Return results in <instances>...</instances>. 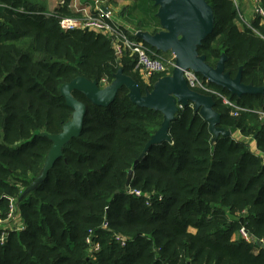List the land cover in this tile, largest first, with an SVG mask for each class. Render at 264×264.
<instances>
[{"label":"trees","instance_id":"trees-1","mask_svg":"<svg viewBox=\"0 0 264 264\" xmlns=\"http://www.w3.org/2000/svg\"><path fill=\"white\" fill-rule=\"evenodd\" d=\"M135 1L123 8V18L129 17L135 31L159 33L155 0ZM206 1L215 26L199 55L214 68L226 56L225 73L236 78L242 69L244 85L264 88L260 19L241 23L233 0ZM48 2L0 0V221L16 200L15 225L25 228L9 231L0 264H264V121L257 114L234 117L219 97L202 89L194 91L213 97L219 127L231 136L215 140L190 104L171 124V142L152 146L143 159L162 126L160 112L133 104L126 87L109 107L95 106L74 91L87 107L82 134L19 201L41 175L52 148L44 134L61 133L72 119L61 95L65 84L85 78L111 85L122 69L145 96L167 76L146 82L135 59H118L106 37L63 32L60 19L75 17L68 8L72 0L53 13ZM197 76L240 107L264 111V92L239 98ZM235 134L253 138L260 155ZM130 171L129 189L142 192V198L128 193ZM89 237L99 243L98 253H90Z\"/></svg>","mask_w":264,"mask_h":264},{"label":"water","instance_id":"water-1","mask_svg":"<svg viewBox=\"0 0 264 264\" xmlns=\"http://www.w3.org/2000/svg\"><path fill=\"white\" fill-rule=\"evenodd\" d=\"M155 6L158 7L156 16L162 30L157 34L139 31L136 36L157 52L170 53L176 58V67L172 74L160 78L153 90L146 92L145 96L142 95L136 81L125 75L122 69H119L115 75L113 83L104 88L100 87L97 82L85 78H77L65 84L61 88V95L73 110L72 119L64 125L61 133L44 134L52 141V148L47 155L41 175L21 195L19 201L46 178L56 161L62 157L63 148L82 134L87 107L75 99L74 91L84 94L95 106L109 107L115 101L119 91L126 87L133 104L163 115L162 126L147 144L141 159L152 146L171 142L169 134L171 124L176 120L180 109L190 104L209 123L215 140L220 136H231L230 131L219 127L221 115L215 110L216 103L213 97L192 90L184 76L185 71L191 70L239 98L243 95H257L264 92V88L246 86L242 83V69L236 78L225 73L226 56H222L214 68L206 62V56L199 55V47L213 33L215 26L213 9L206 0H155ZM133 176L134 172L130 171L126 183L127 189L130 188Z\"/></svg>","mask_w":264,"mask_h":264},{"label":"built area","instance_id":"built-area-1","mask_svg":"<svg viewBox=\"0 0 264 264\" xmlns=\"http://www.w3.org/2000/svg\"><path fill=\"white\" fill-rule=\"evenodd\" d=\"M238 8L237 0H233ZM254 3V13L261 23L264 24V7L261 0H251ZM58 6L65 7L66 0H60ZM75 14V17H63L60 19V28L65 33L75 31H88L98 35H102L110 40L112 49L118 59L124 56H129L135 59L136 68L139 69L144 77L150 80L153 76L158 74L171 75L176 67V58L173 55L165 56V54H158L148 47L143 41H138L132 37H137V32L128 33L127 30L122 29L120 24L114 22L111 11L98 7L93 12L86 7H83L79 0H72L68 6ZM256 32V31H255ZM259 34L258 32H256ZM261 36V35H260ZM264 39V37H262ZM184 76L188 81L189 87L194 89H202L208 93H212L222 100L223 105L231 109V114L234 117H239L241 114H257L261 120L264 121V111L243 108L236 103L228 100L220 93L207 88V86L198 78L197 74L191 70L185 71ZM103 84L106 82L103 81ZM104 85L103 87H106ZM128 193L142 198L143 194L140 191H133L128 189ZM149 198V197H148ZM18 202V201H17ZM16 200H11L9 216L5 221H0V247L4 246L9 236V231L23 232L25 230L22 226H16L15 221L19 218L17 211ZM149 200H147V204ZM12 226L14 227L12 229ZM242 235L249 241L248 234L242 230ZM116 242L125 246L126 241L123 238L116 237ZM91 254L98 253L101 249L99 243L89 237L86 241Z\"/></svg>","mask_w":264,"mask_h":264},{"label":"crops","instance_id":"crops-1","mask_svg":"<svg viewBox=\"0 0 264 264\" xmlns=\"http://www.w3.org/2000/svg\"><path fill=\"white\" fill-rule=\"evenodd\" d=\"M50 1V0H49ZM58 2L59 0H54V7L56 9V7L58 6ZM80 4L83 7L88 8L91 11H95L96 8L98 7H103L104 9H106V6H102L99 4V0H79ZM107 2H109L108 4H110V1L108 0ZM56 5V6H55ZM254 3L251 0H239V4H238V9L239 11L241 10L243 13V16L245 17V19H248L249 22H247V20L245 21L246 24L251 25L252 21H254V19H256L255 13H254ZM54 9V10H55ZM107 10V9H106ZM240 11V12H241ZM113 14V13H112ZM114 18V22L117 24H120L118 19L115 17V15H113ZM262 25H264L263 23H261ZM136 32V31H135ZM133 33V32H132ZM147 45V44H146ZM158 53V52H157ZM162 54V53H161ZM143 79L148 82L149 80L146 79L143 75ZM234 138L238 141H241L243 143H246L250 146L252 152L259 156L260 152L257 150L256 147V142L253 138H245L243 136H241L240 134H235Z\"/></svg>","mask_w":264,"mask_h":264},{"label":"rangeland","instance_id":"rangeland-1","mask_svg":"<svg viewBox=\"0 0 264 264\" xmlns=\"http://www.w3.org/2000/svg\"><path fill=\"white\" fill-rule=\"evenodd\" d=\"M107 1L108 0H99V4L102 5V6L103 5L106 6L105 8L107 10L111 11L113 13V15H115V17L118 19V21H119L122 29L127 30L128 33L135 32V30H136L135 29V24L133 25V22L130 21V20H128L129 17L126 16V17L123 18V15L122 14H123V8L132 7V6L136 5L137 2L135 0H109L110 1V4H108L109 2H107ZM237 3L239 4V0H237ZM48 6H49V12L50 13H53L54 12V9H55V7H54V0H50L48 2ZM240 11H239V13H240V19H241L240 22L241 23H243V22L246 23L245 22L246 20H247V22H249V20L248 19H245V17L243 16L242 11L241 12ZM152 29H154V28H152ZM159 30L160 31L162 30L161 29V26L159 27ZM170 55H171L170 53L165 54V56H170ZM140 73H141V76L143 77V74H142L141 71H140ZM107 86H109V85H107ZM102 88H104V87H102ZM13 228L14 227L12 226V229Z\"/></svg>","mask_w":264,"mask_h":264}]
</instances>
